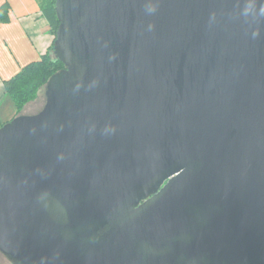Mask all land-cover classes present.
Returning <instances> with one entry per match:
<instances>
[{
	"label": "water",
	"instance_id": "1",
	"mask_svg": "<svg viewBox=\"0 0 264 264\" xmlns=\"http://www.w3.org/2000/svg\"><path fill=\"white\" fill-rule=\"evenodd\" d=\"M64 65L0 127L12 264H264V0H55Z\"/></svg>",
	"mask_w": 264,
	"mask_h": 264
},
{
	"label": "crops",
	"instance_id": "2",
	"mask_svg": "<svg viewBox=\"0 0 264 264\" xmlns=\"http://www.w3.org/2000/svg\"><path fill=\"white\" fill-rule=\"evenodd\" d=\"M55 40L41 0H0V122L19 114H35L39 106L27 103L18 111L7 82L51 52Z\"/></svg>",
	"mask_w": 264,
	"mask_h": 264
},
{
	"label": "trees",
	"instance_id": "3",
	"mask_svg": "<svg viewBox=\"0 0 264 264\" xmlns=\"http://www.w3.org/2000/svg\"><path fill=\"white\" fill-rule=\"evenodd\" d=\"M41 8L43 14L51 23L54 34H56L59 21L55 11V0H41ZM53 45L51 51H53ZM63 67L64 65L61 61L56 57L52 59L49 53H47L42 56L41 60L30 64L20 74L8 81L7 89L16 100L18 111H21L25 104L35 96L36 90L42 81L48 80V78ZM9 121L0 122V127Z\"/></svg>",
	"mask_w": 264,
	"mask_h": 264
},
{
	"label": "rangeland",
	"instance_id": "4",
	"mask_svg": "<svg viewBox=\"0 0 264 264\" xmlns=\"http://www.w3.org/2000/svg\"><path fill=\"white\" fill-rule=\"evenodd\" d=\"M49 56H51L52 59L55 58V54L53 51L49 52ZM49 80V78H48ZM48 80H44L39 84L35 96L29 100L27 103H33L31 106H39V109L41 110L46 102V85ZM39 110V111H40ZM11 120V119H10ZM0 264H12L11 261L0 251Z\"/></svg>",
	"mask_w": 264,
	"mask_h": 264
}]
</instances>
